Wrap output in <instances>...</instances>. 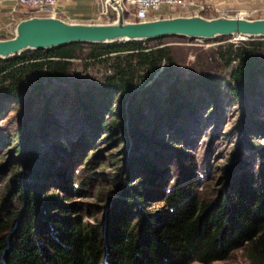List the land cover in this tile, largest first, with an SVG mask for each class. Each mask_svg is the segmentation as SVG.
<instances>
[{
    "label": "trees",
    "instance_id": "16d2710c",
    "mask_svg": "<svg viewBox=\"0 0 264 264\" xmlns=\"http://www.w3.org/2000/svg\"><path fill=\"white\" fill-rule=\"evenodd\" d=\"M153 39L163 37L85 43L90 48L82 57L83 65L111 64L113 73L106 80L107 91L132 92L137 75L144 82L171 79L167 84L169 109L165 114V121L171 125L175 118H183L185 111L193 109L196 92L210 94L221 81L203 71L181 80L173 68L169 47L143 45ZM82 44L25 50L0 59V102L24 94L31 82L36 94H41L47 84L65 79L72 60L81 56ZM263 48L264 42L253 38L220 46L216 55L229 68L223 82L245 95L250 81L264 74V58L260 54ZM73 91L95 130L99 120L94 117L97 107L92 106L93 98L86 97L79 82L74 83ZM141 98L143 105L159 113V96L148 92L142 93ZM131 114L123 129L136 146L142 141L147 146L129 162L133 170L127 169V163L122 166L119 178L133 175L134 183L107 206L103 221L85 222L81 208L56 197L41 196L42 177L57 170L48 167L43 159L31 160L26 182L7 186L5 196L0 198V264H212L228 259L239 249L244 250L248 264H264V181L254 186L244 181L232 194L225 190L208 194L206 190L197 191L191 166H181L173 183L162 188L151 173L154 164L164 158L160 151L164 140L141 129L146 119L142 110ZM24 139L18 144V151L30 153ZM141 169L149 174L140 176ZM60 179L67 180L64 174ZM74 191L83 194L79 189ZM14 199L19 201L17 208L13 207ZM146 200L157 205L148 210Z\"/></svg>",
    "mask_w": 264,
    "mask_h": 264
},
{
    "label": "rangeland",
    "instance_id": "374dc122",
    "mask_svg": "<svg viewBox=\"0 0 264 264\" xmlns=\"http://www.w3.org/2000/svg\"><path fill=\"white\" fill-rule=\"evenodd\" d=\"M199 1L210 6L202 14L205 17H264V0L211 1L214 5L207 0ZM11 14L14 19L18 16L16 12ZM13 32L14 26L8 29L0 24V39L12 37ZM253 39L264 42V37ZM240 41L243 40L236 35L210 39L166 36L143 43L149 47H169L173 68L181 80L199 71L220 77L221 82L216 83L212 93L196 92L192 97L193 109L185 111L183 118H175L171 125L165 121L169 109L167 84L171 79L144 82L137 75L132 92L107 91L106 80L113 73L111 64L93 63L85 67L82 57L90 47L83 43L81 56L72 60L65 79L47 84L41 94H36L31 82L24 94L1 100L0 198L5 196L7 186L26 182L31 160L43 159L58 174L53 172L49 177H42L41 196L56 197L81 208L85 222L103 221L107 206L120 191L134 183L133 175L119 178L122 166L127 163V169L133 170L129 162L147 146L145 141L136 146L123 129L131 113L139 109L146 116L141 129L164 140L160 149L164 158L158 165L154 164L151 173L162 188L173 183L181 166H191L197 191L206 190L208 194L219 190L232 194L244 181L250 186L264 181V74L250 81L245 95L237 93L223 82L229 68H225L216 55L220 46ZM260 54L264 58V48ZM75 82H79L86 97L93 98L92 106L97 107L94 117L99 121L95 130L74 96ZM141 92L144 95L152 92L160 97L162 104L157 111L160 117L156 110L143 105ZM23 138L30 153L18 151ZM60 173L67 180L62 181ZM140 173L142 176L148 172L141 169ZM77 189L83 194L75 193ZM144 205L151 210L157 204L146 200ZM13 207H19L18 199H14ZM212 264H248V261L244 250L239 249L228 259Z\"/></svg>",
    "mask_w": 264,
    "mask_h": 264
},
{
    "label": "water",
    "instance_id": "95a60500",
    "mask_svg": "<svg viewBox=\"0 0 264 264\" xmlns=\"http://www.w3.org/2000/svg\"><path fill=\"white\" fill-rule=\"evenodd\" d=\"M222 35H236L242 40L264 37V17L195 14L130 21L119 13L113 21L92 23L31 16L17 22L12 37L0 39V59H8L25 50L51 49L70 43H112L166 36L210 39Z\"/></svg>",
    "mask_w": 264,
    "mask_h": 264
},
{
    "label": "built area",
    "instance_id": "2783aa9c",
    "mask_svg": "<svg viewBox=\"0 0 264 264\" xmlns=\"http://www.w3.org/2000/svg\"><path fill=\"white\" fill-rule=\"evenodd\" d=\"M10 12L18 14L14 19V27L21 19L31 16H47L62 18L58 9L59 3H68L74 0H10ZM98 7L94 23L101 20L116 19L121 13L130 21L151 20L162 17L179 15H202L209 4L199 0H93ZM178 12V14H177ZM245 16V15H244Z\"/></svg>",
    "mask_w": 264,
    "mask_h": 264
},
{
    "label": "crops",
    "instance_id": "0c3cea01",
    "mask_svg": "<svg viewBox=\"0 0 264 264\" xmlns=\"http://www.w3.org/2000/svg\"><path fill=\"white\" fill-rule=\"evenodd\" d=\"M211 1L213 3L225 2V0H207L206 2L210 3ZM11 4L10 0H0V24H3L8 29L14 26V18L10 13ZM57 7L62 13V18L72 22H93L98 11V7L93 0H74L68 3L61 2Z\"/></svg>",
    "mask_w": 264,
    "mask_h": 264
}]
</instances>
